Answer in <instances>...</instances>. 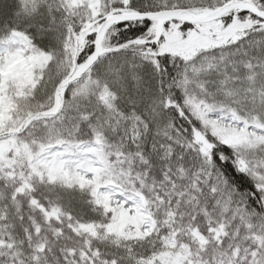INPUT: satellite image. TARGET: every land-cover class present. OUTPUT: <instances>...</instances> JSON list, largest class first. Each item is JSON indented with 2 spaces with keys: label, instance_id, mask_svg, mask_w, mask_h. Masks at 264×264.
I'll use <instances>...</instances> for the list:
<instances>
[{
  "label": "snow or ice",
  "instance_id": "1",
  "mask_svg": "<svg viewBox=\"0 0 264 264\" xmlns=\"http://www.w3.org/2000/svg\"><path fill=\"white\" fill-rule=\"evenodd\" d=\"M0 264H264V0H0Z\"/></svg>",
  "mask_w": 264,
  "mask_h": 264
}]
</instances>
